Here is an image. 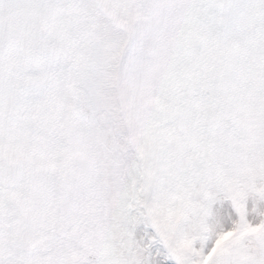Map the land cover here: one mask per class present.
I'll return each mask as SVG.
<instances>
[{
	"label": "snow or ice",
	"instance_id": "6c2138e0",
	"mask_svg": "<svg viewBox=\"0 0 264 264\" xmlns=\"http://www.w3.org/2000/svg\"><path fill=\"white\" fill-rule=\"evenodd\" d=\"M0 264H264V0H0Z\"/></svg>",
	"mask_w": 264,
	"mask_h": 264
}]
</instances>
